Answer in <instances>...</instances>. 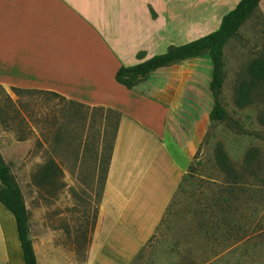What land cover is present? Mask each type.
<instances>
[{"label":"crops","instance_id":"crops-1","mask_svg":"<svg viewBox=\"0 0 264 264\" xmlns=\"http://www.w3.org/2000/svg\"><path fill=\"white\" fill-rule=\"evenodd\" d=\"M175 13V0H0V89L14 102L25 92L55 97L64 152L98 189L91 226L73 234L81 257L56 248L37 264H126L154 232L207 128V80L191 65L202 56L158 66L130 87L114 74L197 37H176ZM3 207L1 264H24Z\"/></svg>","mask_w":264,"mask_h":264},{"label":"rangeland","instance_id":"rangeland-1","mask_svg":"<svg viewBox=\"0 0 264 264\" xmlns=\"http://www.w3.org/2000/svg\"><path fill=\"white\" fill-rule=\"evenodd\" d=\"M235 1L175 0L176 23L181 21L176 25V37L184 33L182 38H191L214 29L220 14ZM263 4L264 0L260 6ZM184 6L188 10L183 11ZM222 54L220 102L227 118L207 123L196 155L152 236L139 257H135L137 250L126 264H264V83L246 105L234 102L247 63L264 54V11L260 7L226 39ZM198 56L203 58L192 59L191 65L198 67L195 76L199 81L207 80L208 85L209 58ZM17 96L14 102L0 89V155L10 167L27 209L37 260L44 261L47 255L53 258L56 248L67 258L79 259L80 250L72 255L73 236L78 228L91 226L98 189L84 184L70 153L64 152L60 130L53 121L58 114L55 97L41 92ZM205 99L211 104L209 94ZM216 140L236 168L242 167L247 147L258 149L257 162L246 167L247 171L243 169L241 181L230 183L215 166L212 148ZM48 157L55 158L62 172L51 171L47 179L41 174ZM11 264H18V260Z\"/></svg>","mask_w":264,"mask_h":264},{"label":"trees","instance_id":"trees-1","mask_svg":"<svg viewBox=\"0 0 264 264\" xmlns=\"http://www.w3.org/2000/svg\"><path fill=\"white\" fill-rule=\"evenodd\" d=\"M257 3L258 0H237L231 8L222 13L214 29L186 42L175 45L170 44L163 52L154 54L136 64L118 67L114 74L115 79L124 86L130 87L138 78L144 77L150 70L158 66L166 65L183 58L206 54L210 62V75L207 88L211 104L207 113L208 123L211 125L215 121H225L227 114L220 102L221 84L223 81L222 46L227 38L235 34L237 27L242 21L251 15L257 7ZM245 74L246 76L239 80L234 95V102L238 106H244L249 103L256 96V93L259 92L257 88L264 83V54L252 58L247 63ZM212 158L215 166L223 173L225 179L235 184L243 179L244 170L247 171L245 168L257 162L258 149L255 146L247 147L241 159L242 167L236 168L230 162L222 143L216 140L212 148ZM195 161L198 162L199 160L196 159ZM188 167H190V164H188ZM56 169L54 161L48 159L43 165V173L41 172V175L48 179L51 171H56ZM0 203L13 217L23 263L37 264L32 241L29 236L28 212L21 192L13 180L10 167L3 161L1 155ZM144 246L145 243L138 249L135 257H139Z\"/></svg>","mask_w":264,"mask_h":264}]
</instances>
